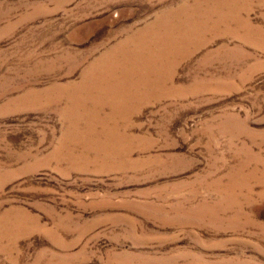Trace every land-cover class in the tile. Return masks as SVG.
Returning a JSON list of instances; mask_svg holds the SVG:
<instances>
[{"label": "rangeland", "instance_id": "obj_1", "mask_svg": "<svg viewBox=\"0 0 264 264\" xmlns=\"http://www.w3.org/2000/svg\"><path fill=\"white\" fill-rule=\"evenodd\" d=\"M0 264H264V0H0Z\"/></svg>", "mask_w": 264, "mask_h": 264}, {"label": "bare ground", "instance_id": "obj_2", "mask_svg": "<svg viewBox=\"0 0 264 264\" xmlns=\"http://www.w3.org/2000/svg\"><path fill=\"white\" fill-rule=\"evenodd\" d=\"M185 43H186V41H185L184 39H179L176 43H174V44H175V47H171V49H170V51H169L170 54H169V56H167V58H166V60H165V63L168 62V61L170 60L171 56L175 53L176 48L180 50V48L182 47V45H184ZM164 45H167V44H164ZM165 49L167 50V47H165ZM148 63H149V62L146 61V64H148ZM131 91H132V88H131V86L128 84V85L124 88V91H121V92H126V93L129 94V93H131ZM120 97H121V94L118 95V98H120ZM119 107H120V102H118V104H115V105H114V109L112 110V114H111V118H112V119H114L115 116L118 114L117 110H120Z\"/></svg>", "mask_w": 264, "mask_h": 264}]
</instances>
